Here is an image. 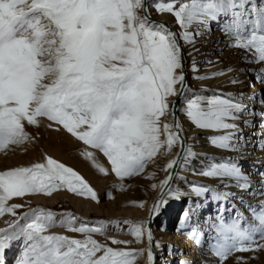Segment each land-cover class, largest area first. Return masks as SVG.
<instances>
[{"label": "snow or ice", "instance_id": "obj_1", "mask_svg": "<svg viewBox=\"0 0 264 264\" xmlns=\"http://www.w3.org/2000/svg\"><path fill=\"white\" fill-rule=\"evenodd\" d=\"M150 6L158 14L173 16L179 33L152 20ZM209 21L217 22L229 36L230 47L246 52L245 62L264 65V0H151V5L148 0H0V151L34 142L26 126L39 127L46 120L48 128L63 130L102 153L111 173L123 181L145 174L158 155H167L179 145L180 152L164 166L168 175L151 186L160 189L150 209V214L158 215L167 205L165 196L179 199L184 194L169 187L175 169L186 167L196 156L185 145L177 111L198 129L223 133L206 137L212 147L235 151L243 140L237 121L247 111L244 94L204 95L208 89L191 92L186 83L181 41L193 44L199 33L191 27ZM192 71H199L195 62ZM232 71L228 68L211 77L194 78ZM240 71L257 72V80L264 83V67ZM230 83L241 81L233 77ZM178 103L183 107L178 108ZM251 114L264 120V111ZM169 116L171 123L162 122ZM261 128L259 135L264 137V124ZM81 155L101 174H109L93 151ZM205 159L211 162L199 174L218 183L213 187L194 182L190 191L206 203L218 204L213 254L222 264L235 252L264 250V201L248 205L254 223L245 222L239 213L226 223L222 215L231 211L225 207L228 201L244 203L243 195L230 189L250 193V176L232 157ZM259 176L264 185V172ZM115 187L122 189L123 184ZM60 190L99 202L77 171L47 154L42 162L0 171V217H13L0 228V264H7L6 252L20 241L16 264H136L145 255L146 264H155L153 235L146 221L124 223L131 224L129 234L136 242L146 239L148 247L118 249L93 238L104 234L108 221H83L71 212L58 214L43 207L18 213L24 205L10 203ZM108 197L112 198L111 193ZM136 206L143 207V203ZM58 215L62 217L59 223ZM188 220L185 210L181 225ZM57 226L83 238L49 234ZM190 237L200 244L195 229ZM110 243L127 246L129 242L112 238Z\"/></svg>", "mask_w": 264, "mask_h": 264}, {"label": "rangeland", "instance_id": "obj_2", "mask_svg": "<svg viewBox=\"0 0 264 264\" xmlns=\"http://www.w3.org/2000/svg\"><path fill=\"white\" fill-rule=\"evenodd\" d=\"M151 12L154 16L160 15L156 13L152 7ZM165 14L168 15L170 18L169 21L172 22L177 33H179L180 29L175 23L174 17L168 13ZM190 30L194 33H199V35L195 36V42L193 44L181 42L187 54L188 88L191 92H200L201 89L206 88L208 91L205 92L204 95H211L213 92H223L233 93L238 96L237 89L234 87L238 86L242 89L247 111L240 116L237 123L240 125L243 140L235 151L213 148L217 151H223L224 157L233 158V156L241 155L243 160H240V166L243 172L250 176L251 181H253L252 176L257 175V172L261 170L264 171V163L257 164L253 159L248 160V147L251 140L263 143L262 140L264 137L251 131L252 127L249 128V126L257 120V117L255 118L254 115H250V113L257 110L259 112L264 111V103H262V101H264V83L257 80V72L240 70L259 69L264 67V65L245 62L244 57L247 55L246 52L241 49L230 47L231 40L229 36L221 31L220 25L217 22L209 21L203 25L194 24ZM194 62L199 69V71L195 73L192 71V64ZM228 68H232L234 71L227 72L225 75L216 76L214 78H194L197 76L211 77L212 73ZM233 77H236L241 83H230ZM211 81L215 84L210 88ZM246 99L249 101H246ZM182 107L183 104H181L180 108ZM245 120L248 121L247 125L243 123ZM179 121L184 131L189 136L188 143L193 152L196 150V142L198 140L200 142H206V144L211 146L206 138H203L204 140L198 138L200 133L192 136L189 135V127L193 125L181 111ZM162 122L169 123V117L162 118ZM47 123L46 120H42L39 127L26 126V131L38 139V146H35V139L34 142L26 143L21 146H13L8 151H0V171L19 166L26 167L33 163L42 162L44 155L47 154L77 171L97 193L99 202L93 201L90 198L74 195L66 190H60L54 192L51 196L37 195L40 198L41 205L31 200L21 203L24 207L18 210V213L28 211L30 208L34 207H43L58 214L71 212L83 221H108L110 223L104 234H94L93 238L101 243H107L110 247L118 249L125 247H127V249L147 248V240L145 239L141 243H137L129 234L131 224H121V221L117 218L124 217L128 215V213L139 216L144 214L145 204L151 200L157 189H153L151 186L153 184H159L160 181L164 179L167 173L163 170L164 166L171 160L177 145L173 147L169 154L158 155L155 161L147 166L145 174L119 181L115 175L111 173L110 164L102 153L98 150L88 148L82 142L77 141L63 130L55 131L48 128ZM45 124L46 126H44ZM193 127L197 129L195 126ZM42 130L44 131V135L42 134ZM47 131H50L53 137L51 143L48 141L47 135L49 134H47ZM218 134L223 133L210 132L208 136ZM85 150L94 152L96 161L108 169V175L101 174L93 166L91 161L85 159L81 155ZM49 151L52 153H49ZM194 158L186 167L198 176L204 177L199 174L202 168L197 167ZM149 173H154V177L151 179L146 178ZM177 182L178 185L171 184L172 186H170V189L173 191L178 190L183 193L179 186L180 180L178 179ZM121 183L123 184L122 189L115 187V185ZM196 183L215 187L218 182H201L197 180ZM253 185L252 183V188ZM220 190L223 191L224 189L221 188ZM108 193H111L112 198L108 197ZM239 194L240 192L238 190L237 195ZM244 194L246 195V197H243L244 203H241L239 199H234L225 204L227 209H231L230 212L225 211L222 214L226 223L230 222L231 218H235L238 213L245 217V222L254 223L248 205H259V195L253 189L250 193H243L242 195ZM165 199L167 200V205L162 208L158 219L152 224V234L154 236L152 251L156 255L155 264H180L181 261H186L187 264H221V261L213 254L212 250V246L217 243V230L214 225L219 223L217 219L218 215H220L218 212V204L211 200L206 203L203 198L197 202L193 197H188L186 194L181 195L179 199H172L168 196ZM141 202L143 203V207L136 206ZM197 203L201 204L202 207L196 209L195 205ZM233 204L235 205L234 209L232 208ZM240 205L243 211L238 210ZM185 210L189 211V220L182 226L181 215ZM78 211L85 213L89 219L85 220L82 216H79ZM165 215H167V217ZM5 218L6 215L0 217V222L4 225L1 228L6 227ZM11 219H13V217L10 216L8 221ZM56 219L57 223H59L62 217H57ZM127 221L132 222L130 220ZM21 223H23V221H21ZM194 229L195 236L200 240L199 245L196 243L195 239L190 237ZM53 233L78 239L83 238L81 234L67 231L65 228L59 226L49 229V234ZM112 238L128 241L129 243L127 246L124 244L112 245L110 243V239ZM155 242H159V247L155 246ZM21 248L22 241L13 244L12 250L6 252L5 255L7 264H16V258L20 254ZM136 264H146V255L140 256L136 260ZM222 264H264V250L243 253L235 252L224 260Z\"/></svg>", "mask_w": 264, "mask_h": 264}, {"label": "bare ground", "instance_id": "obj_3", "mask_svg": "<svg viewBox=\"0 0 264 264\" xmlns=\"http://www.w3.org/2000/svg\"><path fill=\"white\" fill-rule=\"evenodd\" d=\"M149 11L152 14V12H151V6L149 7ZM156 17H158V18H160L162 20H165L170 25H172V22L169 21L170 18L168 17L167 14H165V13L164 14H160V15H158ZM181 46H182V48L184 50V53H185V56H186V59H187V54H186V51L184 49V46L182 45V42H181ZM211 53H213V52H211ZM214 65H217V64H214ZM210 83H211V85H210V88H211V87L214 86L215 83H213V81H211ZM234 88L237 89L238 95L240 93H242L241 87L235 86ZM246 101H249V100L246 99ZM180 107H181V104H180ZM251 113H250V115H252ZM255 113H260V112L257 110V111H255ZM179 117H180V114H179ZM254 117L255 118L257 117V120L255 121V123H252V125L249 126V128L252 127L251 131H253L255 134L259 135L261 133V131H262L261 125L264 124V120H262L259 115H254ZM171 122H172V119L169 116V123H171ZM44 126H46V124ZM210 132L211 131L201 130V129H198V128L195 129L193 126L189 127V135L192 136V135H195V134H199L200 133L198 135V138H200V139L206 138L209 135ZM42 134L44 135V131H43ZM47 134H49V135H47L48 136V141L51 143L53 141V139H52L53 137L51 135V132L50 131H47ZM182 135L184 137L185 145L187 147H189V143H188V137L189 136L184 131V129H183ZM262 141L264 143V139ZM263 143L257 142L256 140H251L250 141V145L248 147V152L249 153L247 155L249 157L248 160L253 159L257 164L264 163V148H261V145ZM38 144H39L38 143V139H36L35 146H38ZM178 150H179V145H177V147L175 148L171 160L176 157V155L178 153ZM49 153H52V152L49 151ZM195 153H196V156H195L194 160L196 162L197 167H201V168H202L203 165H206V164H208V163L211 162L210 159H205V156H208V157L216 156L217 158L224 157V155H223L224 152L223 151H219V150L217 151L215 148H213V147L209 146L208 144H206V142H200L199 140L196 142V150H195ZM240 156L241 155L233 156V159H235L236 161L240 162V160H243L242 159V156L241 157ZM260 172H264V171L261 170V171L257 172V175L252 176V179H253L252 183L254 184L252 189L258 193V195H259L258 202L261 203L262 201H264V185H262L260 183V180H261V177L259 176V173ZM167 175H168V173H166L165 177ZM165 177H164V179H165ZM178 179L180 180L179 186H180L182 192L184 194H186V196H188V197H193L195 200H197V202H199L200 200H202V197H197V196L193 195V193L190 191V185L192 183H194V182L196 183L197 180H200L201 182H207V181H210L212 183H217L218 182L216 180H211V179H208L206 177H200L197 174L191 172L188 167H177L176 168L175 174H174L172 180L170 181V186H172V185H178V182H177ZM231 190L233 192H235L236 194H238V189L231 188ZM159 193H160V189L157 188L156 189V192L153 194L151 200L148 201L145 204L144 214L143 215L139 216V215H135V214L128 213V215H126L124 217H118L117 219H119L121 221V224H124V222L127 221V220H130L132 222H136V221L137 222H140V221H146V222H148V220H150V221H152V224H153V222H155L158 219V216L160 215V212L162 210L161 209L159 211V214L158 215L150 214V209L152 208V205L154 203V200L159 195ZM242 194L243 193H240L238 196H240ZM166 197L167 196H165L164 198H166ZM243 197H246V195L244 194ZM27 200H31V201H33V202L38 203L39 205H41L40 204L41 203L40 202V198L37 195L26 196L23 199L15 198L13 201H10V203H19V204H21V203H24ZM238 210L239 211H243V209L241 210V205H240V208ZM78 215L79 216H82L85 220H88L89 219L88 216L85 213H83L82 211H78ZM150 215H152V216H150ZM182 215H181V217H182ZM165 216L167 217V215H165ZM57 217H60V216H57ZM9 218H10V216L6 215V218H5L6 221H8ZM3 226L4 225L0 222V228L3 227ZM153 238H154V236H153Z\"/></svg>", "mask_w": 264, "mask_h": 264}, {"label": "water", "instance_id": "obj_4", "mask_svg": "<svg viewBox=\"0 0 264 264\" xmlns=\"http://www.w3.org/2000/svg\"><path fill=\"white\" fill-rule=\"evenodd\" d=\"M148 3H149V5H150V0H148ZM151 18H152V20H154V21H158V22H162V23L166 24L169 28H171L172 31L176 32V29H175L172 25H170L167 21L162 20V19H160V18H158V17H156V16H154V15H152V14H151ZM182 51H183L184 72H185V75H186V83H187V85H188L187 59H186V56H185V53H184L183 48H182ZM177 107L180 108V103H178ZM179 114H180V111H177V112H176V118H177L178 120H179ZM179 152H180V147H179L178 153H179ZM175 170H176V169H175ZM159 196H160V193H159V195L155 198L154 202L158 199ZM150 216H152V215H150ZM147 226L150 228V230H151V232H152V221L148 220ZM153 240H154V238H153ZM155 260H156V255H155Z\"/></svg>", "mask_w": 264, "mask_h": 264}]
</instances>
